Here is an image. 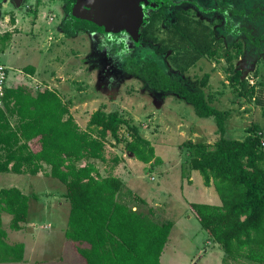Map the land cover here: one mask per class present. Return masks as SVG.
I'll return each mask as SVG.
<instances>
[{
  "label": "rangeland",
  "instance_id": "374dc122",
  "mask_svg": "<svg viewBox=\"0 0 264 264\" xmlns=\"http://www.w3.org/2000/svg\"><path fill=\"white\" fill-rule=\"evenodd\" d=\"M89 1L96 6L95 20L110 28L103 34H80L75 38L66 37L60 30L67 0H22L23 8L16 13L0 4V32H12L14 36L9 48L0 52L6 53L4 63L10 66L8 85L14 84L12 75L21 71L22 76L27 73L25 67L36 66L47 79L35 84L28 76L21 83L35 93L46 88L57 91L73 108L71 112L81 128L103 136L90 123L91 114L102 108L118 110L138 126L145 143L135 148L136 156L127 148L131 134L122 128L119 138L124 141L117 142L107 134L106 162H94L103 175L116 172V158L120 160L117 167L121 163L125 170L132 167V181L126 186L127 199L121 200L136 207V211L145 207H139L136 204L139 199L129 192L148 196L153 202L174 198L172 216L176 226L163 256L164 264L172 258L175 264H257L249 260L226 261L221 245L190 209V202L222 203L215 189L204 187L201 174L195 180L193 193L182 188L186 187L187 179L182 178L181 164L188 162V152L182 144L189 140L214 144L219 138L215 121L197 117L192 105L179 95L154 91L140 74L126 70V65L135 64L134 67L139 62L158 60L163 65V76L180 81L191 92L210 96L212 106L227 114V138L245 140L252 133L250 129L258 125L262 128L264 148V0H197L195 9L189 7L195 17L210 24L216 42L211 54L185 73L172 65L173 50L159 56L162 60L153 54L162 45L168 25L175 21L177 11L182 8L180 4L169 9L166 17H160L162 21L156 19L152 30L158 44L143 39L145 52L137 48L142 44L139 37L144 20L141 11L139 20H135V12L131 14L133 4L136 7L134 0H94L98 5ZM80 13L87 17L84 6ZM7 17L15 22L6 21ZM14 24L17 27L11 29ZM237 72L241 73L239 88L229 81V76ZM207 74L209 78L203 80ZM84 101L88 102L81 104ZM76 105L79 106L74 108ZM11 187L31 197L29 218L21 231H12L11 216H3L11 244L25 243L29 254L24 263L17 264H72V261L84 264L73 255L71 241L65 237L70 213L66 186L44 174L0 173V189ZM196 194L202 196L197 198ZM31 250L38 251L37 257L31 255Z\"/></svg>",
  "mask_w": 264,
  "mask_h": 264
},
{
  "label": "trees",
  "instance_id": "16d2710c",
  "mask_svg": "<svg viewBox=\"0 0 264 264\" xmlns=\"http://www.w3.org/2000/svg\"><path fill=\"white\" fill-rule=\"evenodd\" d=\"M82 6L89 8L87 17L80 13ZM95 7L89 0H68L61 25L65 36L99 31ZM12 38L10 32L0 33V52L9 47ZM215 42L210 24L179 12L167 27L159 53L173 50L172 65L185 73L211 54ZM24 69L35 73L33 66ZM139 69L134 66L130 72L140 74L154 91L179 95L192 105L197 117L215 121L219 138L214 144L192 140L182 144L188 152L182 176L189 178V172L198 171L206 187H215L222 203H190V209L221 245L226 261L264 264L262 128L254 125L245 140L227 138V114L212 106L210 96L191 92L180 81L163 76L156 61L146 62ZM208 78L207 74L203 80ZM240 78L241 73L237 72L229 76V81L239 88ZM127 119L118 110L98 109L90 118V123L103 133L98 136L81 129L71 105L57 91L46 88L35 93L25 86L7 88L4 106L0 108V173H43L66 186L70 213L65 237L75 244L77 254L86 264H162L161 256L174 227L173 222L159 224L150 215L119 202L123 180L113 174L102 175L94 162H106L107 134L117 142L124 141L119 138L122 128L131 134L127 148L136 156L135 148L145 141L138 126ZM114 161L115 165L120 163L118 158ZM30 199L16 187L0 189V263L25 261L26 246L22 242L9 243L3 216H11L12 231H21L29 218Z\"/></svg>",
  "mask_w": 264,
  "mask_h": 264
},
{
  "label": "crops",
  "instance_id": "0c3cea01",
  "mask_svg": "<svg viewBox=\"0 0 264 264\" xmlns=\"http://www.w3.org/2000/svg\"><path fill=\"white\" fill-rule=\"evenodd\" d=\"M23 8V5H21V3H17V5L16 6H13V10L15 11V13L17 12V11H20V9H22ZM21 12V11H20ZM19 12V13H20ZM7 19L8 20H6V21H9L10 22V17H7ZM11 21L14 23L15 22V20L14 19H11ZM12 27L13 28H16L17 27V25H11V29H12ZM10 31H12V30H10ZM0 33H6V32H0ZM10 33H12V32H10ZM13 38H14V36H13ZM12 38V39H13ZM9 48V47H8ZM6 54V53H5ZM5 54H0V63L1 64H3V65H5L7 68H10V66H7L4 62V58H5ZM7 59V58H6ZM34 68H35V73H34V75H32V74H30V73H28L27 71V73H25L24 75L22 74V78H20V76H21V71H19L18 73H19V75H18V73L17 74H15V75H12L13 76V78H14V84L13 85H11V86H9V87H14V88H17V87H19V86H25V85H23L22 83H21V81L24 79L25 80V78L26 77H28V76H30L31 77V80L32 81H35V84H41L40 83V81L41 80H46L47 78H46V76H44L45 74H42L43 73V71L41 72V70L39 69V68H37L36 66H34ZM9 75H10V69H9V71H8V78H9ZM18 75V76H17ZM31 83V82H30ZM18 84H20V85H18ZM34 84V85H35ZM25 87H27V86H25ZM88 101H84L83 103H81V104H86ZM77 106H79V105H76L74 108H76ZM73 108H71V110H72ZM92 115V114H91ZM90 118H91V116H90ZM80 126V125H79ZM144 128H146V127H144ZM82 130H86V129H83V128H81ZM123 163H121V165L119 166V167H117L118 165H115V173H113V175L114 176H116V177H118V178H120L121 180H123V182H124V185H123V188H122V190H121V192L119 193V195H118V200H119V202H121V203H124V204H127V205H129L125 200L127 199V198H125V193L126 192H128V189L126 188V186H127V184L129 183V182H131L132 180H131V171H132V167L130 168L129 166H128V168H127V170H125L124 169V167H123ZM99 168V167H98ZM182 169H183V165L181 164V172H182ZM100 170V169H99ZM101 172V171H100ZM198 171H191V172H189L188 173V176H189V178H183V176H182V178H183V180L184 179H187L186 180V187H182L184 190L186 189L187 190V192L188 193H193V191H194V189H193V186H194V183H195V180L197 179V177L200 179L201 177L198 175ZM41 174H43V173H39L38 175H36V176H39V175H41ZM102 174V173H101ZM103 175V174H102ZM203 179V178H202ZM201 181V180H200ZM202 182H203V184H204V181L202 180ZM204 187H206L205 185H204ZM206 188H209V189H215V187L212 185L211 187H206ZM205 188V189H206ZM129 193H131V194H133L134 195V197H137L139 200H137L138 201V203L136 202V204H138L139 205V207H145V208H140L141 210L139 211V212H141V213H144L145 215H150L151 216V218L154 220V221H156L157 223H159V224H163V223H167V222H173L174 220H175V216H172V214H173V212H175V209H174V204H175V202H174V198L172 197V196H169L168 198H166V200L164 199V201H156V202H153V200L150 198V197H143L141 194H139L138 192H135V193H133V192H129ZM65 194H66V192H65ZM136 194V195H135ZM202 196V194H196L195 195V197H197V198H199V196ZM122 198H124L125 200H121ZM66 199V198H65ZM217 200V199H216ZM217 202V201H216ZM160 203H163L164 205H160ZM190 203H200V202H190ZM189 203V204H190ZM183 204H184V201H183ZM185 204H186V202H185ZM189 204H187V207L189 208ZM216 205H219V204H216ZM130 206V205H129ZM133 210L134 211H136V207H133ZM151 212H153V213H151ZM175 226H176V224L174 223V227H173V229H172V231H171V234H170V237H169V241H168V243H167V245H166V248L168 247V245H169V243H170V241H171V239H172V237H173V231H174V228H175ZM67 227V226H66ZM8 235H9V233H8ZM9 243H11L10 241H9ZM25 244V243H24ZM71 245H72V248H73V252H74V254L73 255H75V257H77V258H80V260H82L83 261V263L84 264H86L85 263V261H84V259L83 258H81L78 254H77V252H76V249H75V244L73 243V242H71ZM26 246V245H25ZM32 247H35V246H32ZM32 247H31V249H32ZM166 248H165V250H166ZM165 250H164V252H163V254H162V256H161V262H162V264H164L163 263V256H164V253H165ZM37 253H38V251L37 250H35V252H33L32 250H31V255L33 254L34 255V257H37ZM29 254H26V251H25V260H26V257L28 258L29 256H28ZM71 261H72V258H71ZM168 262V264H175V260L172 258V259H170L169 261H167ZM22 263H24V262H22ZM0 264H8V263H0ZM9 264H15V263H9ZM17 264V263H16ZM72 264H73V261H72Z\"/></svg>",
  "mask_w": 264,
  "mask_h": 264
},
{
  "label": "flooded vegetation",
  "instance_id": "af4514ba",
  "mask_svg": "<svg viewBox=\"0 0 264 264\" xmlns=\"http://www.w3.org/2000/svg\"><path fill=\"white\" fill-rule=\"evenodd\" d=\"M218 1H220V0H218ZM67 2H68V0H67ZM67 2L64 3L63 13H64V8L66 7ZM134 2L136 4V7L133 4V7H132L133 9L131 11V14L135 12V14H136L135 20H139V16L140 15H138V14H139V11H141V17L144 20V25L142 26V31H141V37H139V41L142 44L141 45L138 44L139 46L137 48L139 50L142 49L145 52H147V50H146L147 48H146V46L143 43L144 40H146L149 44L150 43L158 44V43H156V41H158V40H157L156 36H154V31L152 30V28H153L152 26H154V22L156 21V19H157L158 22L162 21L163 19L162 18L160 19V17H166V12L169 11V9H171L172 7L177 6V4H180V6H182V8H179V10L177 11V13L180 12V13H183V14H186V15L189 14L193 19L198 20V21L199 20L202 21L201 18L195 17V15L193 13H191V12L188 11V8L189 7L190 8L193 7V9L196 8L195 7L196 4L198 5L197 0H134ZM17 3H21V5H24V2L22 3V0H0L1 6H3V7L6 6V7H9L11 9H13V6H16ZM76 4H77V1H75L74 6ZM9 8H7V9H9ZM88 11H89V8L86 9V13H88ZM177 13H176V15H177ZM127 15H130L129 14V10L127 12ZM65 16L66 15L64 13V18H65ZM62 22H63V20H62ZM60 30L63 33L61 27H60ZM106 30H107V28L105 26H100V30L97 31V32H95V33H101V34H103L104 32H106ZM95 33H91V32H80L76 37H78L80 34L81 35L82 34L85 35V34H95ZM72 38H75V37H72ZM119 43L120 44H123L122 41H120ZM123 46H124V44H123ZM160 47H161V45L157 48V50L155 51V53L150 52V51L148 53L156 54L157 58L161 59L159 56H162L164 54H160L159 53V48ZM144 54H147V53H144ZM165 54H167V53H165ZM101 55H103V53H101ZM155 61L158 62V60H155V59H154V61H151V62H155ZM144 63H146V62H142V63L139 62V63H137L136 66H138L140 68L139 70L142 69V65ZM133 65H135V64H133ZM133 65H130V63L127 64L126 65V70L129 71L131 68H133L132 67ZM159 65L161 67L163 66L162 63H159Z\"/></svg>",
  "mask_w": 264,
  "mask_h": 264
},
{
  "label": "built area",
  "instance_id": "2783aa9c",
  "mask_svg": "<svg viewBox=\"0 0 264 264\" xmlns=\"http://www.w3.org/2000/svg\"><path fill=\"white\" fill-rule=\"evenodd\" d=\"M8 79V68L0 63V108L4 106L5 91L9 88Z\"/></svg>",
  "mask_w": 264,
  "mask_h": 264
}]
</instances>
